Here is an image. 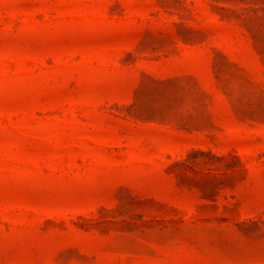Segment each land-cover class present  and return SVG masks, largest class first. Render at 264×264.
Segmentation results:
<instances>
[{"label": "rangeland", "instance_id": "374dc122", "mask_svg": "<svg viewBox=\"0 0 264 264\" xmlns=\"http://www.w3.org/2000/svg\"><path fill=\"white\" fill-rule=\"evenodd\" d=\"M0 264H264V0H0Z\"/></svg>", "mask_w": 264, "mask_h": 264}]
</instances>
